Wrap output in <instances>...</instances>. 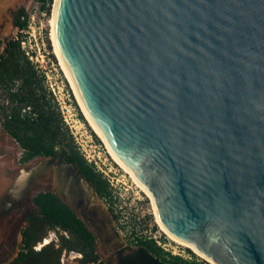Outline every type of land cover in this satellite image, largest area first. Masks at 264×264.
Listing matches in <instances>:
<instances>
[{"label":"water","instance_id":"obj_1","mask_svg":"<svg viewBox=\"0 0 264 264\" xmlns=\"http://www.w3.org/2000/svg\"><path fill=\"white\" fill-rule=\"evenodd\" d=\"M54 4L79 97L165 228L217 264H264V0ZM50 172L53 190L114 250L124 240L115 221L103 233L88 216L111 214L107 202L62 156L23 166L0 214Z\"/></svg>","mask_w":264,"mask_h":264},{"label":"trees","instance_id":"obj_2","mask_svg":"<svg viewBox=\"0 0 264 264\" xmlns=\"http://www.w3.org/2000/svg\"><path fill=\"white\" fill-rule=\"evenodd\" d=\"M42 1L45 4L43 8L51 13L54 0ZM14 17L20 30L29 27L26 8L16 10ZM25 39L26 35L21 31L19 35L3 40L5 47L0 53V126L21 145L25 162L41 156H62L74 163L80 175L89 180L108 202L112 197L111 183L79 149L49 88L46 72L24 47ZM34 202L37 209L30 213L22 230L21 249L8 264H62L65 250L83 253L79 259L82 264H106L95 232L61 196L52 189H44L35 195ZM59 228L67 230L70 236L60 234V241L53 239L41 249L35 248L51 230L60 232ZM140 241L147 251L145 253L143 249V259L132 264H196L181 256L167 255L168 252L154 239L142 238Z\"/></svg>","mask_w":264,"mask_h":264},{"label":"rangeland","instance_id":"obj_3","mask_svg":"<svg viewBox=\"0 0 264 264\" xmlns=\"http://www.w3.org/2000/svg\"><path fill=\"white\" fill-rule=\"evenodd\" d=\"M43 6L45 4L42 0H0V40H2L0 42V53L5 47L3 40L17 36L22 31L26 35V39L23 41L24 47L33 53L34 61L39 63L42 69L52 74L54 82L57 81L56 84L65 87L66 93L69 96L68 102L71 104V117L75 118V123L80 130V139L93 138L94 144H97L96 151H93V153L97 155L101 153L104 158L107 155L110 156L107 162L113 168L112 178L116 185H113L109 181L112 186V197H109L108 202L111 203L112 210L116 214V225L121 231L125 242L139 244L142 238L154 239L165 252H168L167 255L169 256H181L196 264H212V262L200 256L192 248L178 243L162 230L157 221L155 206L151 197L113 159L108 152L105 142L88 122L75 90L67 78L60 59L55 52L51 16L53 15L54 3L51 13H48ZM20 8H26L29 14V27L24 30H20L15 25L14 12ZM22 156L23 148L21 145L3 126H0V198L13 185L19 170L23 166L35 163L41 158L37 157L29 162H25ZM51 179L52 175L50 172L48 176L41 178L37 182L22 207L14 208L5 215L0 214V264H8L20 251L22 246V230L28 222L30 213L37 209L34 197L41 190L51 189L49 186ZM52 232L53 230L49 232L48 236ZM10 233H15V244L8 237ZM99 249L102 256H104L100 247ZM79 259L80 257H71L68 254L65 264H82Z\"/></svg>","mask_w":264,"mask_h":264},{"label":"built area","instance_id":"obj_4","mask_svg":"<svg viewBox=\"0 0 264 264\" xmlns=\"http://www.w3.org/2000/svg\"><path fill=\"white\" fill-rule=\"evenodd\" d=\"M27 53L34 60L33 53H31L30 50H28ZM41 65H43V64H41ZM39 66H40V64H39ZM45 67H46V65H45ZM44 71L48 75L47 82H48L49 88L53 92V94L55 95V97H56V99H57V101H58V103H59V105L61 107V110L64 113V117H65L66 123H68L72 133L75 135V139H76V141L78 143L79 149L81 150L83 155L86 157V159L91 164H93L94 167L98 171L102 172L104 174V176L113 185H116V183L114 182V180L112 178L113 177L112 176L113 168L111 166H109V163L107 162L108 159H110V156L107 155L104 158L101 155V153H99L98 155L93 153V151H96V147H97V144H94V139L93 138H86V139H82V140L80 139V137H79V131L80 130H79L77 124L75 123V118L71 117V114H72L71 107H70L71 104L68 102L69 96L66 93L65 87L61 86L60 84H56L57 81L54 82L52 74L49 71H47V70H44ZM59 233L69 236V233H68L67 230L60 229V232H58V230H53L52 234H50L49 237L51 238V240L55 239L56 241H59V239H60ZM47 237L44 238V241L39 242L37 245H35V248L36 249H41L42 246L45 244L46 240L48 239ZM68 254H70L71 257H83V253H81V252H76V251L68 252L67 250H65L64 255L62 257V261L63 262H65L66 257H67Z\"/></svg>","mask_w":264,"mask_h":264},{"label":"flooded vegetation","instance_id":"obj_5","mask_svg":"<svg viewBox=\"0 0 264 264\" xmlns=\"http://www.w3.org/2000/svg\"><path fill=\"white\" fill-rule=\"evenodd\" d=\"M51 175H52V179L49 181V183H50L49 186L51 187V189H53L55 187V185H54V173L51 172ZM64 201L67 202L69 205H71L67 200H64ZM107 204L111 210V214H96L94 210H91V212L89 211V213H88V216L94 220L95 224L99 227V229H101V231L103 233H106V231L111 230L110 225L113 221H115L114 222L115 226L118 228V226L116 225V214L112 210V207H111L112 205L109 202H107ZM76 211L86 221L85 217L82 214H80V212L78 210H76ZM87 224L91 228V226L88 222H87ZM69 236H70V234H69ZM96 236H97V234H96ZM111 236L113 238H115L114 234H112ZM8 237H9V239L12 240V243H14V244L16 243L15 233H10ZM97 239L99 242V247L101 248V241H100L98 236H97ZM106 242H107V239L105 238L104 243L106 244ZM3 246H4V243H3ZM107 249L109 250L108 253L105 251V249L103 250L101 248V250L104 254L103 258L106 261V264H107L108 258H109V264H132V262H134V261H139V260L143 259V249H145V253L147 251V247L146 246L144 247L143 244H141V243L132 244V243L127 242V241L125 242V240H123L121 243L117 242L114 250L111 251L110 248H107ZM0 252H1V247H0ZM145 258H146V254H145Z\"/></svg>","mask_w":264,"mask_h":264},{"label":"bare ground","instance_id":"obj_6","mask_svg":"<svg viewBox=\"0 0 264 264\" xmlns=\"http://www.w3.org/2000/svg\"><path fill=\"white\" fill-rule=\"evenodd\" d=\"M55 3H56V0H55ZM54 9H55V4H54V8H53V15H51L52 16V26H53V18H54ZM52 36H53V40H54V44H55V52H56V54L58 55V57H59V59H60V62H61V65H62V68L64 69V71H65V74H66V76H67V78L69 79V81H70V83L72 84V86H73V89L75 90V93H76V95H77V98H78V100H79V102H80V105H81V107H82V109H83V111H84V113H85V116H86V118H87V120H88V122L90 123V125L92 126V128L95 130V132L102 138V140L105 142V144H106V147H107V149H108V152L110 153V155L113 157V159L122 167V168H124V170L128 173V174H130V176L133 178V180L137 183V185L144 191V192H146L147 194H148V196L149 197H151V199L153 200V204H154V206H155V202H154V198H153V195H152V193L135 177V175L133 174V172L114 154V152L112 151V149H111V147H110V145L108 144V142H107V140H106V138L104 137V135L102 134V132L100 131V129L98 128V126L92 121V119L90 118V116L88 115V113H87V111H86V109H85V107H84V105H83V103H82V101H81V99H80V97H79V94H78V92H77V90H76V87H75V85H74V83H73V80H72V78H71V76H70V74H69V72H68V70H67V68H66V66H65V64H64V62H63V60H62V58H61V55H60V53H59V51H58V48H57V45H56V41H55V36H54V30H53V27H52ZM155 213H156V216H157V221H158V223H159V225H160V227L162 228V230H164L172 239H174V240H176L178 243H180V244H183V245H185V246H187V247H190V248H192L196 253H198L200 256H202V257H204V258H206L207 260H209L210 262H212L213 264H217L212 258H210V257H208V256H206V255H204L203 253H201L197 248H196V246H194L192 243H190V242H187V241H185V240H183V239H181V238H179V237H177V236H175L174 234H172L171 232H169L166 228H165V226L162 224V222H161V220H160V218H159V215H158V212H157V209H156V206H155ZM48 239L46 240V242L45 243H48V242H50V240H51V238L48 236L47 237Z\"/></svg>","mask_w":264,"mask_h":264},{"label":"crops","instance_id":"obj_7","mask_svg":"<svg viewBox=\"0 0 264 264\" xmlns=\"http://www.w3.org/2000/svg\"><path fill=\"white\" fill-rule=\"evenodd\" d=\"M62 264H65V262H62Z\"/></svg>","mask_w":264,"mask_h":264}]
</instances>
